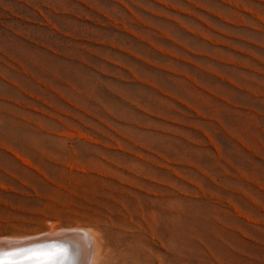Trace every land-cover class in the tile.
<instances>
[{"label": "rangeland", "instance_id": "rangeland-1", "mask_svg": "<svg viewBox=\"0 0 264 264\" xmlns=\"http://www.w3.org/2000/svg\"><path fill=\"white\" fill-rule=\"evenodd\" d=\"M52 227L264 264V0H0V243Z\"/></svg>", "mask_w": 264, "mask_h": 264}, {"label": "bare ground", "instance_id": "bare-ground-1", "mask_svg": "<svg viewBox=\"0 0 264 264\" xmlns=\"http://www.w3.org/2000/svg\"><path fill=\"white\" fill-rule=\"evenodd\" d=\"M94 234L92 233V231H90L87 228L52 227L42 233L32 234L20 238L17 236L12 238L5 236L7 238V239L4 238L6 239V242L0 243V253L2 252L15 253V255H12L8 258L11 261H14L15 264H36L34 260L29 259V256L31 255L32 251L34 250L48 251L58 247H65L69 249V253H68L69 259L61 262V264H95L98 262L97 259L99 258L98 252L100 251H98L99 247L97 246L99 245H97L96 243ZM2 237L3 236H0V239H2ZM16 240H25V241L20 243L18 241L16 242ZM9 241L19 244L10 245L8 243ZM1 244H3V246ZM4 244L7 245L5 246ZM13 245L15 246L20 245V246L13 247ZM1 246L2 248L3 247L6 248H3L1 250ZM26 248H30V249L26 250ZM0 264H3V261H0Z\"/></svg>", "mask_w": 264, "mask_h": 264}, {"label": "snow or ice", "instance_id": "snow-or-ice-1", "mask_svg": "<svg viewBox=\"0 0 264 264\" xmlns=\"http://www.w3.org/2000/svg\"><path fill=\"white\" fill-rule=\"evenodd\" d=\"M10 245L13 242H8ZM69 249L65 247H58L48 251L34 250L31 252L29 259H32L36 264H61V262L69 259L68 257ZM15 255V253L2 252L0 253V261L3 264H15L14 261L8 259L10 256Z\"/></svg>", "mask_w": 264, "mask_h": 264}]
</instances>
